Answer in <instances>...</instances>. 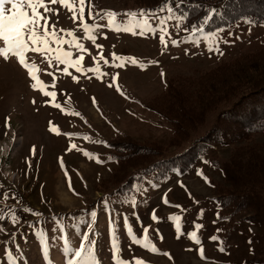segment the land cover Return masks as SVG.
Segmentation results:
<instances>
[{
    "label": "rangeland",
    "instance_id": "374dc122",
    "mask_svg": "<svg viewBox=\"0 0 264 264\" xmlns=\"http://www.w3.org/2000/svg\"><path fill=\"white\" fill-rule=\"evenodd\" d=\"M89 2L94 19L88 17ZM49 7L53 9L46 14L49 29L55 23L58 35L72 39L60 29L73 32L84 46L85 50L61 46L72 51L73 58L83 55L84 71L70 68V76L62 72L64 65L56 67L54 58L48 64L52 54L26 53L29 64L39 69L37 83L17 58L0 57V264H66L84 234L95 242L99 264H115L113 241L119 245V256L132 264L133 258L145 264H248L252 235L261 226L245 219L252 213L250 208L232 213V207L218 205V196L231 184L221 164L234 145H213L184 173L169 171L157 180L145 176L130 193H117L112 191L114 185L107 188L117 165L106 154V140L126 133L138 141H158L165 145V156L197 141L212 125L215 111L176 148L167 146L171 125L144 103L159 95L173 75L197 77L220 62L263 49L264 25L241 20L213 32L185 30L169 6L140 16L132 0H86L84 19L102 25L93 32L96 39L89 40L67 8ZM75 8L78 15V0ZM109 11L119 14L111 25ZM129 12L137 16L126 15ZM137 24H147L154 31L145 27V35H140ZM165 25L167 47L159 39ZM118 27L121 31H116ZM125 27L134 28L135 34L124 32ZM45 92L56 93L55 100ZM253 140L255 146L264 147V135L255 134ZM69 177L74 191L68 188ZM218 214H230V221ZM144 228L158 252L132 242L131 234L143 240ZM193 231L199 245L190 238Z\"/></svg>",
    "mask_w": 264,
    "mask_h": 264
},
{
    "label": "trees",
    "instance_id": "16d2710c",
    "mask_svg": "<svg viewBox=\"0 0 264 264\" xmlns=\"http://www.w3.org/2000/svg\"><path fill=\"white\" fill-rule=\"evenodd\" d=\"M132 3L144 12L171 7L174 14L184 17L180 25L185 30L213 32L241 20L264 25V0H132ZM144 106L171 125L167 146L176 148L190 139L209 113L215 111L216 116L197 141L171 156L163 154L165 145L158 141H138L126 133L107 139L106 154L117 167L109 186L108 180L104 186L114 185L113 192L130 193L145 176L157 180L169 171L182 174L209 147L234 145L228 160L221 164L225 180L231 184L218 196V205L232 207V213L251 209L245 219L257 222L261 230L252 235L254 244L246 263H264V147L251 143L255 134L264 135V48L220 62L197 77L173 75L166 80L162 92ZM230 214L218 217L230 221Z\"/></svg>",
    "mask_w": 264,
    "mask_h": 264
},
{
    "label": "snow or ice",
    "instance_id": "6c2138e0",
    "mask_svg": "<svg viewBox=\"0 0 264 264\" xmlns=\"http://www.w3.org/2000/svg\"><path fill=\"white\" fill-rule=\"evenodd\" d=\"M79 9L77 15V9L75 8V0H0V42L3 43V47H0V57L7 61L10 57H14L18 59V63L23 66L28 71V74L33 78L34 81L39 83V78L36 76V72L39 71L37 66L33 64H29L26 59V53H50L52 54V58L48 60V64H52V59L54 58L56 62V67L59 68L60 65H64L62 72L67 75H72L69 69H74L77 73H81L84 71L82 68V61L84 60L83 55H80L77 58H73V52L70 50L62 49V45L68 44L70 47H74L77 50H85L84 46L79 42V39L75 36L73 32H65V30L60 29V32H63L65 36L72 37V39H65L64 36L58 35L56 24L53 23L51 25V30L49 29V17L46 15L53 11L49 4L51 5H61L68 9L71 13V18L74 22L79 20V27L83 30L85 34H87L89 40H95L96 37L93 35V32L102 25L99 24H90L85 19V6L86 0H78ZM88 6V17L90 19H94L91 4L89 2ZM43 9V12L40 9ZM168 11L171 13L173 11L172 8H169ZM58 14V13H57ZM106 15L109 17L108 24L111 25L114 23L113 17L119 15L115 12H107ZM126 15L130 17H136L137 13L129 12ZM140 16H144V11L141 10L139 13ZM96 16H99L103 19V16H100V13L97 12ZM172 16H169L168 19H172ZM178 19H184L183 16ZM43 21V23H41ZM161 24H164V21H161ZM145 27L148 28L149 31H154V29L150 28L147 24L144 27L137 24L136 28L140 29L139 34L145 35ZM124 32H131L135 34L134 28L125 27L122 29ZM116 31H121L118 27ZM193 31H199V29H194ZM42 33V34H41ZM167 33L166 25L160 28V42L167 47L168 41L165 39V35ZM173 44H176V40L171 41ZM56 47H53L52 45ZM97 47H100L97 45ZM219 51L218 47L215 49ZM222 54V53H221ZM103 59V57H101ZM114 59H124L121 57H115ZM135 59L132 58V63H135ZM107 63V61H105ZM122 66V65H117ZM87 71H96L99 72V69L89 68ZM52 75V73H48ZM102 76L107 75V73H101ZM163 75V74H162ZM73 79L76 77L73 76ZM117 78L113 77V81ZM53 81H55V77L53 76ZM37 83H33L32 87L36 88ZM112 87L113 84L110 83L108 85ZM52 87H55V83H53ZM45 95L50 96L55 100L56 93L54 92H45ZM93 102H95V98H93ZM55 107H60L59 104H54ZM79 115V113H76ZM50 131H57L56 128L50 127ZM71 135V134H69ZM85 139H90V137H84ZM72 148H75L76 145L72 144ZM35 147L33 148V152H35ZM63 166V163H62ZM67 176V172H65ZM68 188L69 190L74 191L72 188L71 178H68ZM7 193L4 194L7 197ZM134 203V202H133ZM164 203H168L167 199H164ZM152 218L155 220V213H153ZM127 219V218H125ZM178 219V218H177ZM16 222V219H13V223ZM179 227V225H177ZM190 238L196 242L197 245L201 243L199 240L197 233L195 231L189 233ZM132 242L141 245L143 248L150 250L153 253L158 252V249L155 245H152L149 237H148V228L143 229V240L137 238L135 234H131ZM211 239L216 240V237H212ZM85 248H87V255H83L85 252ZM94 248L95 242L90 240L88 234H84L81 240L80 248L78 250H70L71 254L67 258L66 264H99L98 259L94 256ZM113 251V260L115 264H132V262L125 261L119 256V245L117 242L113 241L112 244ZM220 251H224V248L221 247ZM199 254L202 258H204V250L203 248L199 249ZM166 256H170L169 253H164ZM134 264H145V262L141 258H133Z\"/></svg>",
    "mask_w": 264,
    "mask_h": 264
},
{
    "label": "bare ground",
    "instance_id": "6f19581e",
    "mask_svg": "<svg viewBox=\"0 0 264 264\" xmlns=\"http://www.w3.org/2000/svg\"><path fill=\"white\" fill-rule=\"evenodd\" d=\"M25 144V143H24ZM25 146V145H24ZM4 149V148H3ZM13 171V170H12ZM6 176H7V174H6ZM18 176V175H17ZM20 178V177H19ZM22 183V182H21ZM31 187V186H30Z\"/></svg>",
    "mask_w": 264,
    "mask_h": 264
}]
</instances>
